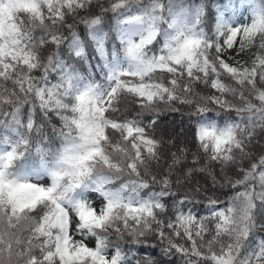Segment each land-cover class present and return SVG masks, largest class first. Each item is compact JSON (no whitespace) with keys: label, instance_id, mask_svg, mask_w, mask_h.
Masks as SVG:
<instances>
[{"label":"snow or ice","instance_id":"snow-or-ice-1","mask_svg":"<svg viewBox=\"0 0 264 264\" xmlns=\"http://www.w3.org/2000/svg\"><path fill=\"white\" fill-rule=\"evenodd\" d=\"M94 3L0 0V264H264V0ZM161 105L194 152L150 135Z\"/></svg>","mask_w":264,"mask_h":264},{"label":"trees","instance_id":"trees-1","mask_svg":"<svg viewBox=\"0 0 264 264\" xmlns=\"http://www.w3.org/2000/svg\"><path fill=\"white\" fill-rule=\"evenodd\" d=\"M220 3L226 2V0H218ZM110 3V0H98V3H94L93 12L94 14H101L100 8L102 7H108ZM81 16L86 15V13L81 12ZM104 24L103 27L105 31L110 32L111 42L116 43L118 45V41L115 40V32L113 30L114 26V19L113 14L111 12L104 13ZM214 24V17L210 16L205 21V26H212ZM79 34L82 37H86V29L83 25L78 24L77 25ZM111 47V43L109 45ZM89 53L91 54V49L89 48ZM236 59H239L241 61H249L250 62V54L246 53L239 57H236ZM233 63V60H229ZM85 71L87 70L85 66ZM96 79H100L99 75L97 74ZM202 92H209V89H203L201 88ZM135 107V106H133ZM175 107L181 108V111H172L167 106L161 105V110L159 111L157 115V123L155 125V130L150 131V135H153L156 139L164 141L162 151L167 156L169 155V149L175 150L172 143H169V141H174L176 145H187L193 152L195 151V144L192 142V133H193V124L190 120L188 113H187V106H181V105H175ZM134 111H129L126 113L127 116L134 115ZM214 115V114H212ZM235 116V114H232ZM123 118V117H121ZM149 117H146V119ZM172 129L175 131L174 135H170L168 130ZM50 131V129H49ZM186 137V139L183 138ZM170 138V140H169ZM169 140V141H168ZM58 144V142H57ZM264 148V136H260L258 134L257 141L255 142V152H260V150ZM163 164V161H161ZM245 167L249 166V162L245 161L244 163ZM214 173L217 175V178L219 179L221 173V169L219 165H216L213 169ZM229 175H231L234 179L238 178L240 174L236 172V170L229 169L228 170ZM194 183H199L201 186L206 187L209 192L215 193L216 196H218L221 200H226L233 192V189L230 187L227 188H221L219 185H217L215 188L212 187L211 184V178L204 174H197L194 180ZM182 194V192H181ZM171 201H169L170 203ZM223 206V205H222ZM198 215H204L206 214V209L204 207L203 203H200L195 206L193 209ZM264 217H258V219H261ZM257 236L256 239L259 240L261 237H264V228H258L257 230ZM114 236V234H113ZM154 243V241H153ZM125 247H128V245H125ZM135 247V246H133ZM145 256H151L153 259L159 260L161 264H182V261L177 257L174 258L172 261H168L167 258L159 255V248H153L150 245H140L138 250V256L137 259H140L143 264H146V261L144 260Z\"/></svg>","mask_w":264,"mask_h":264},{"label":"rangeland","instance_id":"rangeland-1","mask_svg":"<svg viewBox=\"0 0 264 264\" xmlns=\"http://www.w3.org/2000/svg\"><path fill=\"white\" fill-rule=\"evenodd\" d=\"M242 13H243V15L242 16H240L239 17V20H240V23L241 24H244V23H248V22H250V18L249 19H245L244 17H248L249 16V13L247 12V10L245 9V10H242ZM226 58H227V56H226ZM230 60V59H229ZM229 63H232L231 61H228ZM170 129V128H169ZM168 132L170 133V135H174L175 134V131H173L172 129H170V130H168ZM183 138L184 139H186V137H184L183 136ZM169 140H170V138H169ZM168 140V141H169ZM77 239H79V237H76ZM88 245L90 246V247H92V246H94V241L93 240H89L88 241Z\"/></svg>","mask_w":264,"mask_h":264}]
</instances>
